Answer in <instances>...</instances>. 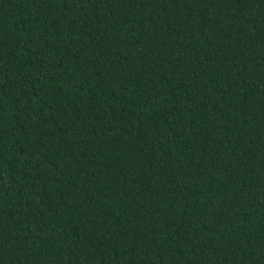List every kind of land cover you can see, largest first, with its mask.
<instances>
[{
  "label": "trees",
  "instance_id": "trees-1",
  "mask_svg": "<svg viewBox=\"0 0 264 264\" xmlns=\"http://www.w3.org/2000/svg\"><path fill=\"white\" fill-rule=\"evenodd\" d=\"M0 264H264V0H0Z\"/></svg>",
  "mask_w": 264,
  "mask_h": 264
}]
</instances>
